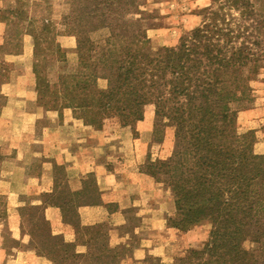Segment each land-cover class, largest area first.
I'll return each mask as SVG.
<instances>
[{
	"label": "trees",
	"instance_id": "1",
	"mask_svg": "<svg viewBox=\"0 0 264 264\" xmlns=\"http://www.w3.org/2000/svg\"><path fill=\"white\" fill-rule=\"evenodd\" d=\"M133 3L70 0L72 11L62 34L75 38L76 66L69 65V50L60 45L49 21L36 36L27 31L35 58L51 60L57 73L54 83L45 81L34 63L37 103L60 120L69 116L94 130L114 120L133 129L146 107L153 106L154 142L162 143L171 128L174 147L169 158L150 160L140 170L156 182L165 180L171 189L173 226L186 231L202 222L211 225L208 242L173 264H258L241 244L251 237L264 248V154L254 153L253 132L238 134L233 106L250 99V82L264 56V0H225L220 12L206 9V21L178 46L157 51L149 47L142 19L131 18L133 10L141 14L137 6L132 10ZM227 6L238 13L232 28L222 13ZM240 22L253 24L242 27ZM103 28L111 35L105 48L98 49L90 34ZM95 192L88 186L56 200L44 193L42 207L26 216L21 233L58 264H117L120 251L109 248L108 225L79 224L78 208L100 204ZM47 207L62 210L64 223L87 246L86 255L52 234L43 213ZM127 226L124 222L120 232L132 231Z\"/></svg>",
	"mask_w": 264,
	"mask_h": 264
},
{
	"label": "rangeland",
	"instance_id": "2",
	"mask_svg": "<svg viewBox=\"0 0 264 264\" xmlns=\"http://www.w3.org/2000/svg\"><path fill=\"white\" fill-rule=\"evenodd\" d=\"M224 5L225 0H134L132 10L137 6L141 14H136L133 10L131 18L142 19L143 29L150 42L149 47L157 51L163 47L178 46L180 40L206 21L204 10L220 12ZM71 11L70 0H0V22L6 24L5 42L0 47V116H14L16 113V103L12 100V96L6 98L1 88L6 86L7 93L12 94L16 84L15 78L24 70V67L26 68V65L32 69L35 80V62L45 81L50 80L54 83L57 77L56 70L49 66L51 60H46L44 57L35 58L34 39L27 34L28 30L36 36L44 29L45 20L49 21L50 30L54 29V34L59 33L60 45L69 50V65L76 66L77 55L73 50L75 38L62 34L66 30L65 24L68 22L66 19ZM222 13L226 15L229 27L232 28L234 23L231 20L235 21L238 13L231 11L228 6ZM252 24L243 22L241 25L249 27ZM260 32L264 35V28H261ZM110 35V30L103 28L91 33L90 39L96 48L102 49L105 48ZM26 37H31L33 40L32 54L30 58L27 57L29 60L25 59L18 63L16 60H20L25 55L24 39ZM262 39L260 37V41H263ZM241 41V39L238 40L235 45L238 46ZM260 49L261 47L258 50ZM69 65L68 68H71ZM257 66V73L253 75L250 82V99L233 106V109L237 111L238 134L253 132L254 153L262 155L264 154V56L259 57ZM251 67L252 65L244 70L245 76L249 75ZM9 84H12L10 85L12 89ZM8 98L11 105L6 112H3L9 102ZM37 107L41 114L51 112L38 103ZM65 119L67 122L72 121L69 116ZM17 124L21 126V123L17 122ZM44 125L45 119H40V128L43 129ZM19 126H17L18 131L21 129ZM154 130L155 112L154 107L149 105L145 109L143 120L133 129L123 128L114 120L101 131H104L110 155L109 170L122 169L126 166L149 177V180L143 183L149 191L147 197L151 200L148 206L154 208L161 203L163 211L161 214H164L166 221L163 227L165 230L152 226L151 235L145 232L144 229H151V226L144 223L143 200L140 197H128L119 203H105L100 186L92 173L84 174L78 170H67L59 166L54 157L46 156L35 160L30 167V176L37 184L35 194L31 192L28 195L22 186L16 187L10 196L0 194V264H58L45 258L30 237L21 233V227L24 226L26 216L32 212V209L42 207L44 193L51 194V200H56L61 196L63 197L60 199L66 198L65 196L69 193L83 192L88 186L96 191L98 196L96 194L95 199L98 197L100 204L78 208L79 224L82 227L108 225L109 248L120 251L117 264H173L178 258H187L190 250L198 249L207 243L211 234L210 223L202 222L186 231L173 226L171 219L174 218L175 207L171 189L166 186L165 180L156 182L145 173V170H140L148 161L166 160L172 154L174 130L167 128L162 136L163 141L159 144L154 142ZM5 140L0 147V161L4 156L12 154V145L16 141L15 138L11 141L10 138ZM28 197L31 200L37 197L39 203L28 204ZM104 206H109L112 210L108 211ZM43 213L54 236H59L65 243L74 245L77 254L86 255L87 246L81 242L78 243L72 226L64 223L60 208L47 207ZM124 222L132 228V231L120 232L119 227ZM241 247L244 252L255 256L258 264H264V248L256 242V239L247 238ZM65 264H74V262Z\"/></svg>",
	"mask_w": 264,
	"mask_h": 264
},
{
	"label": "crops",
	"instance_id": "3",
	"mask_svg": "<svg viewBox=\"0 0 264 264\" xmlns=\"http://www.w3.org/2000/svg\"><path fill=\"white\" fill-rule=\"evenodd\" d=\"M5 35L6 24L0 22V47L4 45ZM32 43L31 37L24 39L25 55L16 60L18 63L31 57ZM15 83L12 94L7 93L6 86L1 88L6 98L12 96L16 103V113L14 116H0V147L6 138H10V141L15 138L16 141L12 145V154L4 156L0 161V194L10 196L19 186L25 188L28 195L31 192L35 194L37 184L30 176V167L38 158L52 156L59 166L67 170L92 173L100 186L105 203H119L128 197H140L145 201H142L144 223L152 229L145 228V232L151 235L153 227L165 230L163 227L166 221L164 214H161V203L154 208L148 206L151 200L147 197L149 191L143 183L149 180V177L126 166L109 170L110 155L104 131L91 129L79 121L60 120L55 112L41 114L37 107L36 80L29 66L26 65V68L18 73ZM10 85L12 84H9L11 88ZM8 101L3 112L11 105L10 98ZM40 119H45L44 130L39 126ZM17 122L21 123V126ZM17 126L21 127L20 131ZM27 199L28 204L39 203L37 197Z\"/></svg>",
	"mask_w": 264,
	"mask_h": 264
}]
</instances>
